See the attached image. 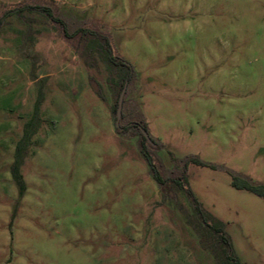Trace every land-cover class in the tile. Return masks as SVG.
Here are the masks:
<instances>
[{
    "label": "rangeland",
    "instance_id": "obj_1",
    "mask_svg": "<svg viewBox=\"0 0 264 264\" xmlns=\"http://www.w3.org/2000/svg\"><path fill=\"white\" fill-rule=\"evenodd\" d=\"M0 264H264V0H0Z\"/></svg>",
    "mask_w": 264,
    "mask_h": 264
},
{
    "label": "trees",
    "instance_id": "obj_2",
    "mask_svg": "<svg viewBox=\"0 0 264 264\" xmlns=\"http://www.w3.org/2000/svg\"><path fill=\"white\" fill-rule=\"evenodd\" d=\"M43 10L46 11V13L48 14L49 17H52V14H51L50 10L45 9V8H43ZM17 11H21V10H17ZM82 32L95 36L103 44L104 49L108 53V60L113 65L123 66V67L126 68L125 74L123 76V81H122V86L121 87H123L125 82H130V80L132 79L133 74H134L133 70H132V67L129 66L128 64L124 63V61L122 59H118L116 56L113 55L111 44H110L108 38L103 36V35H101V34H99V33H97V32H93V31L83 30ZM117 107H118V101L116 102L115 109ZM142 140H143V142H146V139L143 136H142ZM141 151H142V154H143L144 158L146 159L151 171L153 172V176H154L155 180L157 182H162L161 178L159 177V174H158V171L156 169V166L153 164L151 156L145 151L144 147H142ZM176 184L182 186V184H181V182L179 180L176 181ZM221 241H222V243L224 245H227V241L224 238H222Z\"/></svg>",
    "mask_w": 264,
    "mask_h": 264
},
{
    "label": "water",
    "instance_id": "obj_3",
    "mask_svg": "<svg viewBox=\"0 0 264 264\" xmlns=\"http://www.w3.org/2000/svg\"><path fill=\"white\" fill-rule=\"evenodd\" d=\"M92 87L94 90H97V85L95 82H92ZM126 87H127V82L125 83L124 85V88H123V91L120 95V99H119V103H118V109H117V119H116V125L118 126V122L121 118V115H122V107H123V99H124V94H125V90H126ZM140 130H141V133L143 135V137L149 141L150 143H152L146 129H144L143 127H140Z\"/></svg>",
    "mask_w": 264,
    "mask_h": 264
}]
</instances>
